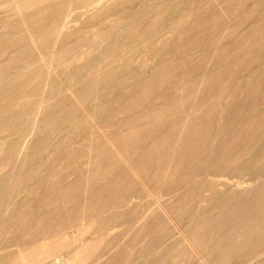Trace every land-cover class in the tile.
Returning a JSON list of instances; mask_svg holds the SVG:
<instances>
[{
    "label": "bare ground",
    "instance_id": "1",
    "mask_svg": "<svg viewBox=\"0 0 264 264\" xmlns=\"http://www.w3.org/2000/svg\"><path fill=\"white\" fill-rule=\"evenodd\" d=\"M49 1L50 0H4L5 4H8L6 7L7 12L2 13L0 11V134L13 132V122L16 121V123L20 124V115L22 114V111L13 109L17 106V103H13V89L15 88L11 87L12 89H10L9 87L1 89L4 84H9L11 86L15 84L20 88H24L25 95L28 97H31L40 89L41 82L45 87L47 85L54 90V92L50 91L46 102V108L43 112H41L43 104L40 103L41 105L40 108L37 109L36 117L29 127V133L23 131L24 135L16 134L14 138L10 136L12 133L10 135L3 134L0 136V152L4 151V158H6V161H8L10 165V170L4 173L6 177H0V213L2 212L0 214V238L3 234L9 236L4 243L0 242V264H13V249L11 248L13 246V237H18L19 242L27 243L32 241V243L38 244L37 246H39V243L45 238H41L42 235H66L68 232H66L65 229H67V227H73L75 224L77 227L79 226V229L82 228L85 225L82 221H84L87 216L91 217L90 210L92 205H90V203L96 201L97 194H100L98 191L94 192V190L91 189L83 191L79 200L73 199L69 204L68 202H64L63 199L70 196L71 193H75L86 181L93 183L101 176L110 174L111 177L107 180V184L118 182V186H127L129 184L131 186L134 180L137 178L138 180L140 179V176L137 177L138 173L141 175L143 181H146L149 185H154L155 189L156 186H161L164 180H173L174 183L170 186L172 188H169L168 194L177 191L178 188H183L180 195H178L177 198L175 196V199L171 203L167 204L168 201H165L166 205L162 203L157 208V211H154L157 204L155 203V205L149 207V209L140 214L136 220H132L133 222L128 220L131 222L129 223L131 228L124 235L122 240L120 239L119 243L124 242L127 236L135 231L137 234L141 235L144 233L147 234L148 231L153 232L157 227L160 228V230L158 229L156 231L158 232L157 235H154L156 241L160 243V247H158V249L156 248L155 251L150 252L148 255H144V257H142L143 261L139 264H176V262L173 261H179L178 259L184 260L187 264H264V181H260L261 183L254 189L252 196L238 195L234 198L233 205H226L227 199L232 197L235 190L240 188L238 185L241 184L236 185V188H232L233 183L238 181L231 183L227 179H224L227 175L234 176L238 171L234 173L233 170L238 168L239 165H241L240 167H245L246 164H252L253 161L250 160H247L245 164V161L241 157L242 154L239 151V146L245 141L246 137L251 143L253 150L264 148V144L257 145L255 139L257 133L264 130V108L253 110V106L256 102L255 96L258 93L257 91L261 88V84L264 83L262 82L264 79V62H261L258 56H251V52L247 51L249 44H253V42V47L255 43H258L257 45L263 44L262 47L264 48V29L261 27L264 24L261 25L260 28H257L259 23L256 29L251 28L248 30L247 28L246 30L248 31L245 37H242L243 39L234 44L231 43L230 45L227 44L224 46H219V43L225 39L227 40L229 37L221 40L219 36L221 33H219L215 39L214 37H211L212 39H204L206 36L205 34H203V37H200L202 34H199L198 37L196 35L198 34L197 30L204 25L201 26V24H199V26L194 23L191 20V13L185 16V18L178 19L171 25L170 32L172 39L168 42L174 46L176 49L175 52L179 55V58L173 60L176 56L173 57L169 65L173 60L174 63L177 62L175 66L177 65V67H179V64L189 65L191 70V62L193 65L192 68L198 66L203 70L205 67H208L206 65L207 62L209 63L208 65L213 62L207 58L210 57L208 54L212 56L214 53L213 59L216 58V52H223V55H225V52H228L232 54L230 55L231 58L233 55L236 56V58L239 57V60L235 59L239 61L238 63H240V65H244V61H246V64L243 66L244 70L239 73V78L240 80H244L242 89L245 87L247 91L244 92L243 95H241V91L239 92V97L243 96L241 97L242 99L240 98V101L235 92L228 94L226 97L229 99L227 105L230 106L233 111L238 110L239 113L242 108L249 107L247 110L253 112L252 118L249 122H239L235 124L233 131L229 135H226L224 128L228 121V116L217 119V110L215 107L216 102L221 100L220 96L222 98L225 96L226 87L230 85L228 83L237 79L236 71L233 67L232 69L230 68L233 63L232 59H230L231 61L228 63L230 67L223 66L224 64H222V66L217 65L216 67V65L213 64L216 67V69L213 70L215 73H208L210 76H208L207 73H201L204 75L203 79H207L202 80V83L204 81L206 85V81H208L207 86L208 83H210L209 87L214 84V88L212 89L213 96L211 95L213 99L211 98V102H209L210 98L208 102L205 101V96L201 95L204 98H201V96L198 97V95L196 97L195 93L199 89L197 84V86L193 85L194 87H191L193 83L192 80V83L189 82L188 87H186L187 83L183 82L184 84L186 83V86H180L177 89H173L174 87L160 89L163 83L162 78L158 79L156 77L158 75H154V73L160 70L158 69L159 66L162 68L161 65L155 63L158 65V67L156 66L158 70H154L153 67H155V65L153 64V67L148 66V70L152 72L149 74V71H146L142 63L138 66H134V60L131 56L133 51L126 52L127 55L124 54L125 57H123L125 59H123L122 65L116 67L112 58L120 57V55L118 50L114 49L115 45H112L110 49L106 48L108 49L105 56V66L107 67L108 65L106 70L101 71L100 64L97 68L87 65V67L83 69L86 77L80 84L75 82L67 83L59 77V69H53V62L58 61V63L63 64L65 62L64 57L68 53L78 55L88 53L87 50L89 49L95 51L96 48L102 44L101 42L103 39L88 43H83L82 40H78L71 42L70 45H66V39L79 34V31H75L72 26L67 25L71 21H76L77 18L70 15L69 7L66 11H63V6L65 4L64 0H54L49 9L47 8L48 10L46 12L45 10L41 11L39 5L47 2L49 3ZM106 1L107 0H79L78 4L82 5L88 2L90 6V8L87 9L88 12L93 10L97 4H102ZM176 1L177 0L169 1L166 3L167 7L175 5V3H177ZM195 1L196 0H186L184 9H186L191 2ZM197 1H201L203 4L208 5L216 0ZM217 1L222 2V0ZM224 1L223 11L221 15L216 18V25H214V27L216 26V29L218 26L219 28H223V26L220 27V25H229L232 23L231 21H233L231 26H227L232 28H230L231 31H229V35L232 36L236 33L238 25L240 26L242 22V20H240L239 24L236 23L237 19L233 17L234 13H236L234 9L236 8L237 10L236 6L240 0ZM73 2L74 0H69L68 4L71 5ZM161 3L162 2H150L144 6H146V8H153L159 6ZM119 4H123V1H119ZM13 8L16 9V14L21 19L13 20ZM26 9L29 11H27V21L24 16ZM93 16L94 14H89L86 21L91 20ZM19 20L21 23H19ZM183 23L185 24L183 25ZM191 24H193L194 29L193 31L190 28L191 33L195 32L196 34H194V36L196 35L197 38L204 39H198L196 41L198 45L196 48H200L197 53L203 57V62L200 63H203L202 65H195L198 61L196 63L194 62L196 58L194 56V59L191 58L192 61H190V58L186 59L189 50L187 48L188 44L183 42V38L178 35L182 32L187 33L186 35L189 37L187 31H190V29L188 30V26ZM213 24L211 25L213 26ZM156 25L154 21L147 23L143 28L144 33H149L152 27L154 28ZM254 25H256V23ZM120 26V28L124 30H128L132 27L134 28L133 31L136 32L139 31V27L141 28L142 23L138 22L135 16H130L129 19L124 21ZM214 27L212 29H215ZM227 29L228 28L225 30ZM223 32L222 34H225V31ZM243 32H241V34H243ZM24 34L28 35V38L21 37ZM225 35L227 36V34ZM191 36L190 39L192 38ZM184 38L186 39V37ZM221 38L223 39L224 37ZM236 38H234L233 41L237 40ZM118 41L115 42L118 43ZM121 42L126 44L127 47L139 46L141 49H146V46L152 44L151 37L143 40L134 38V36L130 38L126 37ZM209 44L211 45L209 46L211 49L209 47V49H206L204 46ZM252 44H250V46ZM256 48H258V46ZM259 48H261V46ZM263 48L260 49V52ZM250 49L249 47V50ZM210 50L213 51L211 52L212 54ZM241 52L243 55L239 56ZM9 53L11 56H7ZM13 53L15 54L14 57ZM154 53H157V51ZM218 53L216 55H220ZM199 54L195 55L200 56ZM155 56L157 57V54ZM201 57H199L200 60H202ZM205 57L208 61L204 64L206 60ZM230 57L228 56V58ZM188 59H190V62H187ZM70 61L71 59L66 62L71 63ZM220 62L221 60L219 63ZM235 62L237 63V61ZM162 63L165 64V62ZM164 64H162V66H168V64ZM181 67L182 69L184 68V66ZM252 68H254V70L251 72L250 69ZM196 70L199 69L196 67ZM196 70L194 69L193 73L196 72ZM72 73L75 74L74 72ZM120 73H124L123 80H119L116 77V75ZM43 74L45 77L40 81ZM201 74L199 76H201ZM259 76L263 79H260ZM178 77H181V81L183 80V76L178 75ZM166 79L168 80V78ZM171 80L173 81V78ZM117 81L122 82L119 83L121 86L119 89L122 90L123 93L111 100V104L109 105L118 103L119 100H122L124 105L118 108V110L117 108H113V111L116 109L117 113L109 116L107 110H105L107 107L94 105L95 101L101 96L98 97L97 93L93 94V91L97 90L96 88L99 86L105 88L108 84H114ZM174 82L172 83L177 87L178 84ZM183 83L181 85H184ZM195 83L200 84V82ZM92 95H94V97L91 99L90 96ZM10 96L12 97L10 98ZM42 99H44L43 90L41 92V100ZM261 104L264 105V99L261 101ZM50 107L54 111L49 112ZM40 114H42L41 118ZM125 114H133L132 119L128 122L125 120L118 121L113 123V125L110 123L113 128L109 132L102 131L100 134L102 136L101 139H108L107 144H102L98 141L93 142L94 133L101 130L99 126L100 119L97 118L96 120L94 117L106 118L109 116L110 118H116L118 115ZM16 116L19 117L17 120L15 119ZM79 116L82 117L81 120L74 123L75 121L73 119ZM84 121L86 123L91 122L86 132L89 139L87 146L80 147L74 145L75 142L66 138L65 134L61 137L62 144L59 145L58 142L54 141L55 139L52 141L53 132L61 135L65 132L67 126L81 127V122ZM38 122L44 126L41 127V125H37ZM35 130L40 134L30 141V136ZM246 130L249 131L245 136L242 133ZM109 136L112 141H110ZM29 144L39 145L41 147L40 150L43 151H51L49 154L51 153L57 161L61 159L62 154L66 150H70L74 156H78L83 153L82 149L86 148L85 152L88 156H86L84 162L86 169L85 175L82 174L84 179L78 178L62 186L59 184V182L63 180L62 173L55 176L54 180L52 179L53 181L50 180L46 182L44 176L36 177V174L32 171L13 183V179H11L13 167L23 166L27 159H29V156L26 155L28 150L30 151ZM63 144L67 147L65 146L62 148ZM94 150H97V155L95 154L96 156L92 158L89 154ZM136 150H140L138 155L132 163L128 164L125 155L135 152ZM30 160L36 166H44L42 162L41 164L34 163L36 158L33 154ZM76 164L74 165L76 166ZM74 165L72 164V168H74ZM123 165L127 167L123 168ZM72 170L69 173H71ZM81 171H83V169ZM150 171H153L151 175L149 174ZM181 171L183 172L182 174H180ZM242 171L243 170H241V172ZM231 172L232 174H230ZM239 177L242 178V176ZM237 179L238 178H236V180ZM29 180H33L31 183L32 192L34 191L38 194L35 200L33 198L32 213L26 214L25 212H21V210L13 213V206H10V201L15 192H18L19 187L25 185ZM83 182L84 184H82ZM136 182L138 181L136 180ZM136 182L134 183L135 185ZM135 185H132V188H134ZM146 185H144L145 188ZM143 189L141 187V190ZM200 192L202 194V200L207 202L210 209L208 210L207 207V210L201 211L198 217L199 220L195 224L184 227L178 220L179 210L183 204L189 203V201L192 202L194 196ZM107 195V198H111L114 194L108 192ZM98 198L100 197L98 196ZM1 201L4 203L2 204ZM56 203H59V205L57 204V206L44 210V207H50ZM213 203H215L214 206ZM108 207L110 208V206ZM102 213H104V211H102ZM30 218H34L35 221L31 222ZM101 221L102 220L97 221L99 225H102ZM94 223L96 224V222L92 224ZM95 224L94 226H96ZM54 225H56V227L53 228ZM119 225L121 224L119 223ZM88 226H86V228ZM1 229H4V231ZM87 229L91 228L88 227ZM87 229L85 231L77 230V232L70 231L71 233L68 234V237L71 238L72 242H79L80 246L75 247L68 255H55V252L67 248V246L70 245L69 239H66V242L61 239L51 247L50 252L53 253V264H70V260L74 261L72 264H78L76 263V259L80 258V260L84 262L83 259H88L91 256V250L89 251L88 246H84L89 242L83 235H86L85 232H88ZM77 236L78 238H76ZM237 236L239 237L238 241L236 239ZM99 238H95L94 240ZM114 240L118 241L119 239L115 238ZM147 242L149 243V241ZM152 242H154V240ZM117 247L118 245L111 247L108 252L98 255L92 262H79V264H102L101 262H103L106 256L117 249ZM131 248L125 247L124 249H119L117 252L118 259L122 262H128L132 260V258L134 259L135 254L138 252ZM80 250H82V254H80ZM42 252L39 254L37 253V255H39L37 257L41 258L44 255V251ZM21 261L23 260L21 259Z\"/></svg>",
    "mask_w": 264,
    "mask_h": 264
},
{
    "label": "rangeland",
    "instance_id": "2",
    "mask_svg": "<svg viewBox=\"0 0 264 264\" xmlns=\"http://www.w3.org/2000/svg\"><path fill=\"white\" fill-rule=\"evenodd\" d=\"M53 1L54 0H50L49 3L47 2V3L40 4L39 9L41 11L45 10V12H46L49 9V7L52 5ZM64 1H65V4L63 6V11H66V9L69 7L70 15L72 17L75 16V18H77L76 21H71L67 25L72 26L73 29H75V31H79V34L77 36L66 39L65 44L70 45L71 42L78 41V40L79 41L82 40L83 43L94 42V41H97L100 39L101 40L103 39V40L101 42L102 44H100V46L98 48H96L95 51L93 49H89V50H87L88 53L78 54V55L68 53L64 57V60H65L64 63H66V64H64V63L61 64V63H58V61H54L53 62V69L54 70L59 69L58 75L62 80H65L67 83H72V82L74 83L75 82V83L80 84L84 80V78L86 77V74H84L85 72L83 69H84V67H87V65L92 66L93 68H97L98 65L100 64L99 66H101V71L106 70V68L108 67V65H107V67L105 66V61H106L105 56H106V51L108 50L106 48L110 49L112 45H115L114 49L115 50L117 49L119 52V55H120V57L112 58L116 67H119L122 65L123 59H125L124 54L127 55L126 52L133 51L131 56L134 60V66H138L142 63L143 66L145 67L146 71L148 72L149 71L148 66L153 67V65H155V67H153V68H154V70H156L158 65H161L162 68H160V66H159L158 69H160V70L157 69L158 72L156 71L154 73V75H158V76H156L158 79L162 78L163 83L161 84L160 89H164L166 87L167 88H170V87L173 88L174 87L173 89H175V88L177 89L180 86L182 87V86H186V85H187L186 87H188L189 82H191V80H192L193 83L191 82L192 83L191 87L193 88L194 87L193 85H195V86L198 85L197 87L199 89L196 91L195 88H197V87L194 88V90L196 91V93H195L196 97H197V95H198V97H200L202 95V96H205V98H206L205 101L208 102L210 100L209 102H211V98H212L211 95L213 96V94H212L213 90L212 89L214 88V86H213L214 84L210 85V87H211V89H210V87H209L210 83H208V86H207L208 81H206V85H205L204 81L202 83V80H207V79H203L204 75H202V74H203V72H204V74L207 73V75H208V73H210V74L215 73L213 70L216 69L217 65L222 66V64H224L223 66L228 67L229 66L228 63H230V61H231L230 59H232L233 63L235 61H237V63L235 62L236 64L235 63L233 64L231 62L232 66L231 67L229 66V67L231 69H232V67L234 68V70L237 73V79L235 81L228 83L230 85H228L229 88H228V86L226 87L227 90L225 92L226 93L225 96L222 95L223 98L220 96L221 100L216 102V107H215L217 110V114H216L217 117L216 118L218 119V118H221L223 116H228V121H227L225 128H224L226 135H229L233 131L235 124H237L239 122H242V123L249 122L250 119L252 118L253 112H251V111L249 112L247 110V109H249V107H244V109L242 108V110H241L242 112L240 111L239 113H238V110L233 111V109L227 105V103L229 102V99H227V97H226L228 94L234 93V92L236 93L237 97H239L240 91L242 92L241 95H243V93L247 91V89L245 87L242 89V85L244 84V80H240V78H239V76H240L239 73H241V71L244 70L243 66L246 64V61H244V65L243 64L240 65V63H238L239 57L236 58V56L233 55L231 58L230 55H232V54H230L228 52H225L224 53L225 55H223V52H221V53L216 52V54L218 53L220 55L215 54L216 58H213V59H215V60H213L212 57H213L214 53L213 54L211 53V52H213L212 50H210V53L212 54V56L210 54H208V56H210L212 60L210 59V57L206 56L210 61H213L212 63L209 61L211 63L210 65H208L209 63L207 62L208 59L205 57L206 58V60H205V58H204V60H205L204 64H205V62H207L206 63V65L208 66L207 68L205 67V69L202 70V69H200V67L196 66L197 69H199L200 71L196 70V67L192 68L193 65L190 61H192L191 58L194 59V57H196L194 62L195 63L197 61L198 62L196 64L195 63L194 64L195 65H202L203 64V63L200 64L201 62H203V59H202L203 57H201V55L199 53H197L200 49L199 47L196 48V46H198L196 44V41L198 39L204 40L206 38L209 39L211 37L212 38L214 37V39H215L216 36L219 33H221V35H219L221 40H224L226 37L227 38L229 37V38L227 40L225 39L224 41L220 42L219 46H224L227 44L230 45L231 43L234 44L236 42H239V40L243 39L245 37L246 32L248 30H250L251 28L256 29V26L259 23L260 24L257 26V28H260V26L264 24L263 23L264 22V11H263L264 10V0H240L238 5L236 6L237 10H236V8L234 9V12L236 11V13H234L233 17H234V19H237L236 23L239 24L240 20H242V22H241L240 26L237 24L238 30H236V33L232 36L229 35L230 34L229 31H231L232 28L230 27L231 28L230 29L227 26H231V24H233V21H231L232 23L229 25H220V27L223 26V28L222 27L219 28V26H218V28H217L218 30L216 29V26L214 27V25H216L215 24L216 18L219 15H221V13L223 11V7L225 4L224 0H222V2H219L216 0L212 4H208V5L207 4L205 5L201 1L196 0L195 2H191L190 5L186 9H184L186 6L185 5L186 0H177L176 1L177 3H175V5H173L171 7H167V5H166V3H168L171 0H122L123 4H121V5L119 4V1H121V0H107L106 2H104L102 4H97L93 10L88 11V12H87V9L90 8L88 2L80 5V4H78L79 0H74V2L71 5H69L68 4L69 0H64ZM150 2H162V3L157 7L146 8V6H144V5H147V3H150ZM76 4L80 5V6H77ZM7 5L8 4H5L4 0H0V8H1L0 11L2 13L7 12V8H6ZM27 11L28 10L26 9L24 12V16H25L26 21H27L26 17H27L28 12H29V11L28 12ZM83 13H85V14H83ZM189 13H191V16H192L191 20L194 23H196L198 25L201 24V26L204 25L203 27H200L197 30L198 34H196L195 32L191 33V29L194 31L193 24L188 26V30L191 28L190 31H187L189 37H187V35H186L187 33L181 32L178 34L181 36V38H183V42L188 44L187 48L189 50L187 49L188 50L187 55L188 56L191 55V56L190 57L187 56L186 59L187 58L191 59V60L190 59L187 60V62H190L191 70L189 68V65L186 66L184 64H179L180 65L179 67H177V65L175 66V63L177 64V62L174 63L173 60L174 59L177 60V58H179V55L176 54V52H175L176 49L174 48V46H172L171 43L168 42L169 40L172 39L171 32H170L171 25L174 22H176L178 19L185 18V16H187ZM81 14H83V15H81ZM89 14H94V16L92 17L91 20L86 21L87 16H89ZM130 16L131 17L135 16L137 21L142 23L141 28L139 27V31H136V32L133 31L134 28H132V27L128 30H124V29L120 28L121 27L120 25L124 21L128 20ZM16 19H21V18H19L18 15L16 14V9L13 8V20H16ZM238 19H239V21H238ZM3 20H8V19H3ZM152 21H154L155 25L156 24L157 25L154 28L152 27V29L150 30L149 33H144L143 28L145 27V25L147 23L152 22ZM207 22H209V23H207ZM261 22H262V24H261ZM19 23H21L20 20H19ZM185 23H183V25ZM255 23H256V25H254ZM211 24H213V26ZM251 24H252V26H251ZM254 26H255V28H254ZM213 27L215 29H212ZM261 27L264 29V25ZM226 28H228L229 30L228 29L225 30ZM247 28H248V30H246ZM202 30L204 33L202 32ZM211 30H213V31H211ZM242 30L245 32H243ZM223 31H225V34H227V36L225 34H222V33H224ZM189 32L192 36L189 34ZM226 32H228V33H226ZM241 32H243V34H241ZM97 33H99V34H97ZM194 34H196L198 37H199V34H202V35H200V37H203V34H205L206 36L204 35L205 36L204 39L203 38L201 39V38H197L196 35L194 36ZM116 36H117V38H116ZM133 36H134V38H137L140 40L151 37L152 44L146 46L147 47L146 49H141L139 46L127 47L126 44H123L121 42L124 40V38H126V37L130 38ZM190 36L192 37L191 39H190ZM193 36L196 38H194ZM21 37L28 38V35L24 34ZM184 37H186V39ZM221 37H224V38L222 39ZM234 38H236L237 40L233 41ZM115 41H118V43ZM263 43H264V39H263ZM104 44H106V45H104ZM250 44H252V43H250ZM250 44H249V47L251 49L249 50V47L247 48L248 49L247 51L251 52L250 55L251 56H258L260 58L261 62H264V48L262 47L263 44L257 45L258 43H255L254 47H253L254 42L251 45L252 47L250 46ZM209 46H211V45L209 44V45H206L204 47L206 49H209V48L211 49V47H209ZM257 46H258V48L261 46V48H263V50L260 52L261 48L258 49V48H256ZM254 48H256V49H254ZM156 51H157V53H154ZM168 51H170V52H168ZM156 54H157L158 58L155 56ZM195 54L196 55L199 54L200 56H196ZM14 55L15 54L13 53V57H14ZM241 55H243L242 52L239 53V56H241ZM7 56H11V54L9 53V54H7ZM175 56H176V58H173ZM228 56L230 58H228ZM199 57H201L202 60H200ZM172 58H173L172 63L169 65ZM217 58H218V60H217ZM235 58L238 60H236ZM70 59H71V61H70L71 63H67L66 61H68ZM234 59H235V61H234ZM220 60L222 63L221 62L219 63ZM225 60H227V61H225ZM162 62H165V64L166 65L168 64V66H165V67L162 66V64H164ZM155 63H158V65H156ZM213 64L216 65V67ZM237 65H240V66H237ZM181 66H184V68L182 69ZM194 69L196 70V72L193 73ZM253 70H254V68L250 69L251 72ZM167 71H169L170 73ZM188 71H189V73H188ZM72 72H74L75 74H73ZM166 72L169 74H167ZM190 72H191V74H190ZM148 73L151 74L152 73L151 70ZM200 74H201V76H199ZM210 74L208 76H210ZM178 75L183 76L182 81L180 80L181 77H178ZM166 76H168V77H166ZM43 77H45L44 74L41 76L40 81H42ZM116 77L119 80H123L124 73H120V74L116 75ZM165 77L168 78V80ZM169 77H170L171 82L169 81ZM172 78H173V81L171 80ZM200 78H202V79H200ZM259 78L261 79L262 77L259 76ZM175 79L179 80L180 83H179V81H176ZM194 81L200 82V84L195 83ZM172 82L178 84L177 87ZM183 82H186L187 84L185 83L186 84L185 85ZM262 82H264V79L262 80ZM119 83H122V82L117 81L114 84L113 83L108 84L107 87H105V88L102 86H99L98 88H96L97 90L93 91V94L97 93L98 97L101 96L100 98L97 99V101H95L94 105L95 106L96 105L101 106V107L104 106L105 108L107 107L105 110H107V113L109 116H111V114H114V113L116 114L118 108L123 107V105H124V102L122 100H119L118 103H114L113 105H109V104H111V102H110L111 100H113L114 98L118 97L121 93H123V91L119 89L121 87ZM182 83L184 85H181ZM171 85H173V86H171ZM13 86H11L9 84L8 85L4 84L1 87V89H5V88H9V87H10V89L15 88V89H13V103L14 104L17 103V106L13 109L18 110V111H22V114L20 115V122L21 123L19 122L20 124H18V123H16V121L13 122V132H5V133L0 134V136H1L3 134H6V135L9 134L10 135L12 133L10 135L11 138L12 137L14 138L16 134H21V135L23 134L24 135V132H26V131H27V133H29V131H30L29 127L32 125L33 119L36 117L37 109L40 108L41 104H43L42 105V111H41V112H43L46 108V102H47V98H48L50 91L54 92L53 88H50L47 85L45 87L43 85V83L41 82L40 89L31 97H28L25 95L24 88H20V87H18V85H15V84H13ZM204 87L206 88V90ZM200 88H204V89H200ZM42 90L44 91V99L41 100ZM198 92H200V93H198ZM210 92H211V94H210ZM257 92L258 93L255 96L256 102L253 106L254 107L253 110H259V109L264 108V105L261 104V101L264 99V83L261 84V88ZM202 96H201V98H204ZM11 97L12 96H10V98ZM90 97L92 99L94 97V95H92ZM95 97H96V95H95ZM241 97H243V96L239 97V101L242 99ZM113 108H117V110L114 109V111H113ZM50 111H54V110H52V108L50 107L49 112ZM41 115L42 114H40V118H41ZM81 116L74 118L73 120L75 122L73 120L72 121L74 123H77V121L81 120V118H82ZM109 116L106 118L94 117L96 120H97V118L100 119L99 126H100L101 130L94 133L93 139H92L93 142L98 141V142H101L102 144H104V143L107 144L108 139H106V140L101 139L102 136L100 134L102 133V131L109 132L113 128V126H111V125H113V123H115V122L123 121V120H125L127 122L130 121L133 117V114L118 115L116 118H110ZM13 118H14V116H13ZM17 118H19V117L16 116L15 119L17 120ZM40 118H39V121H40ZM24 123H26V124H24ZM110 123H112V124L110 125ZM37 125H41V127L44 126L39 122L37 123ZM81 125L83 126V128H82V126L81 127L67 126L65 128V132L61 135L59 133L57 134L56 132H53L52 141L55 139L54 141L58 142L59 145L62 144V141H61L62 138L61 137L64 136V134H65L66 138H68L70 141L72 140L75 142L74 145L80 146V147L87 146L89 139H88L86 132L88 131L87 128L90 127L91 122L86 123L84 121V122H81ZM42 130H43V128H42ZM248 131L249 130H246L242 134L246 136L248 134ZM42 133H43V131H42ZM38 134H40V133L37 130H35V132H33L30 136V141L33 140L36 136L38 137ZM245 136H243V137H245ZM109 139H110V141H112L110 136H109ZM255 139H256L257 145L264 144V130L257 133V135L255 136ZM249 144H250V146H249ZM65 146L66 145L63 144L62 148ZM40 148L41 147L39 145L37 146V145L31 144L30 145V151L28 150V152L26 154L27 156H29V159H27V161L24 163L23 166L13 167V175L11 178V179H13V183L16 182L17 179L25 176V174H28L32 171H34V173L36 174V177L44 176L46 179V182H48L50 180L53 181L55 176L62 173L63 174V178H62L63 180L59 182V184L62 186L65 184H69V182L71 183L73 180L78 179V178L84 179L83 175H85V171H86L84 162H85L86 156H88V155H86V152H85L86 148H83L82 149L83 153L81 155H78V156H76V155L74 156V154L71 153L70 150H66L62 154L61 159L59 161L55 160L54 156L51 155V153L49 154V152H51V151H49V152L47 150L43 151V150H40ZM140 150H136L135 152H132V153L125 155V157L128 160V162H127L128 164L132 163L135 160V158L138 155V152ZM239 151L242 154L241 157L245 161V164H246L247 160H250L253 162L251 165L246 164L245 167H243V166L240 167L241 165H239L238 168L234 169L235 171L233 170L234 173L236 171H238L236 174L233 173L234 176L233 175H227L228 177L230 176L231 178L230 177L228 178L227 176L224 177V179H227L231 183L238 181V182L233 183L232 188H236L237 187L236 185L241 184V185H238V187H240V188L235 190L232 197L227 199L226 205H233L234 204L233 200L238 195H245V196L251 195L252 196L254 189H256L257 185H259L261 183L260 181H264V148H262L260 150H253L251 143L247 140V137H246L245 141L240 144ZM32 154L36 158V161L34 163L41 164V162H42L44 165L43 167L36 166L33 164V162L30 160V157ZM64 154H66V155H64ZM95 154L97 155V150H94L91 154H89V156H92V158H93L94 156H96ZM67 155H69V156H67ZM4 156H5L4 151L0 152V177H6V174H4V173L8 172V170H10V165H9L8 161H6V158H4ZM65 156H66V158H65ZM63 157H64V159H63ZM47 158H49V159H47ZM72 164L73 165L76 164V166L74 165V168H72L73 167ZM35 167H37V168H35ZM126 167H127L126 165H123V168H126ZM82 169H83V171H81ZM238 169L239 170L241 169L244 172L243 171L241 172V170L239 172ZM71 170H72V172L69 173ZM153 171H150L149 174L151 175L153 173ZM182 173L183 172L181 171L180 174H182ZM230 174H232V172ZM139 176H140V179L139 180H138V178L136 179L138 182L135 181L136 182V186H135L136 191L133 192L132 194L126 195L124 198L121 199V206L117 210H120L119 212L121 213L122 217L116 218V219L111 218L112 215L115 214L112 209L106 210V212L104 211V213L94 212L92 214L101 215L104 219L103 218H96V217L93 218V217L87 216V218H85V220L82 221L83 224H85L82 228L79 229V226L77 227L76 224L73 227H67V229H65V231L68 232L66 235H55V236H53V235L48 236L46 234L42 235L41 238L42 237H45V238H44V240L42 239V241L39 243V246H37L38 244L32 243V241H29L27 243L21 242V241L19 242L18 237H15V238L13 237V246L11 247L13 249V264H15V263H19V264H25V263L26 264H53V261H52L53 260V255H52L53 253L50 252L51 247H53L55 245V243L57 241H60L61 239L64 240L65 242H66V239L67 240L69 239L70 245L67 246V248L62 249V250H58L55 252V255L56 254H62L64 256L68 255L69 253H71L74 250L75 247L80 246L79 242H72L71 238L68 237V234H70L71 232H77V230L78 231L79 230L85 231L88 227L91 229H87L88 232L86 231L85 232L86 235L85 234H83V235H84V238L89 240V242L84 246H88L89 251L91 250L90 251L91 256L88 259H83V261L85 263L92 262L93 260H95L97 258L98 255H101L105 252H108L111 247L116 246V245H118L117 249L113 250L112 253L107 255L106 258L103 260V262H101L102 264L103 263L104 264H139V263H141L143 261L142 257H144V255H148L150 252L155 251L156 248L158 249V247H160V243H158L156 241V237H154V235L156 236L158 233L156 231L158 229L160 230V228L157 227L156 230H153V232L148 231L147 234L144 233L141 235L137 234L135 231L131 235L127 236L125 241L122 243H119L120 239L122 240L124 235L130 230L131 226H129V223L136 220L140 216V214H142L147 209H149V207H152L153 205H155V203H157V204H156V207L154 208V211H157V208L162 203H164L165 205H166L167 201H168L167 204L171 203L175 199V196L177 198V196L180 195L183 188H178L177 191H174V192L168 194L169 188H172L170 186L173 185L172 183H174L173 180H170V181L164 180L163 184L161 186H158V187L156 186V189H155L154 185H152V184L149 185V184H147L146 181H143L141 175L138 173L137 177H139ZM239 176H242V178ZM110 177H111L110 175H106L104 177L102 176L100 179V183L107 181L108 178H110ZM236 178H238V179L236 180ZM32 182H33V180L27 181L25 183V185H22L21 187H19L18 192L16 191L15 194L13 195V198L10 201V206H13V213H16L20 210H21V212H23V213L25 212L26 214L32 213L33 198L35 200V198L38 196V194H36L34 191L32 192V189H31L32 188V186H31ZM82 184H84V182ZM85 184H87V185H85ZM85 184L83 186H80L81 189L80 188L77 189L75 193H71L70 196L63 199L64 202H66V203L68 202V204H69L71 202V200H73V199L79 200V198H81V196L83 194V191L91 190L93 188H96L98 185V183L96 181L93 183L90 181L89 182L86 181ZM143 184L144 185L147 184L146 188ZM28 187H29V189H28ZM141 187H142V189L144 187V189L141 190ZM138 188H139L140 192H139ZM147 188H149V189H147ZM146 191L148 194L146 193ZM159 198H161V199H159ZM1 203L3 204L4 202L1 201ZM57 204L59 205V203H56L50 207H44V210L50 209L53 206H57ZM214 205H215V203H213V206ZM206 208L208 210L210 209L207 202L202 200L201 192L199 194H196L194 196L192 202L189 201V203L187 202V203L183 204V206L179 210L178 220H179L180 224L184 227L187 225H190V224H195L199 220L198 217H199V214H201V211L207 210ZM105 217H106V219H105ZM95 219H98V220H95ZM234 219H236V218H234ZM100 220H102L101 221L102 225H99V223L97 222ZM128 220H131V222ZM30 221L34 222L35 219L30 218ZM91 221L96 222V224L94 223L96 226H94V224H92L93 222H91ZM109 221H111V222H109ZM119 223L121 225H119ZM86 226H88V227L86 228ZM54 227H56V225H54L53 228ZM1 230L4 231V229H1ZM118 232H122V233H118ZM112 235H113V237H112ZM109 236H110V238H109ZM118 236H119V238H118ZM8 237L9 236L7 234L1 235L0 242L4 243L8 239ZM76 238H78V236ZM95 238H99V239L94 240ZM113 238L114 239L117 238L119 240L115 241ZM146 239H149V240H146ZM236 239L238 241L239 237L237 236ZM90 240H91V242H90ZM151 240L152 241L154 240V242H152ZM147 241H149V243ZM146 243H148V244H146ZM68 244H66V245H68ZM149 244H153V245H149ZM125 247H127V248L132 247L131 249L138 252L135 254L134 259L132 258V260H129L128 262H122L117 257V252L119 251V249H124ZM42 251H44V255L41 258L37 257V256H39V255H37V253L38 252L41 253ZM82 253H83L82 250H80V254H82ZM31 255H33V256H31ZM28 258H29V261H28ZM141 258H142V260H141ZM21 259L23 261H21ZM178 260L179 261L174 260L173 262H176V264H187V262H185L182 259H178ZM73 262H74L73 260H70V264H72ZM79 262L84 263V262H82V260H80V258L76 259V263L79 264Z\"/></svg>",
    "mask_w": 264,
    "mask_h": 264
},
{
    "label": "crops",
    "instance_id": "3",
    "mask_svg": "<svg viewBox=\"0 0 264 264\" xmlns=\"http://www.w3.org/2000/svg\"><path fill=\"white\" fill-rule=\"evenodd\" d=\"M110 175V174H109ZM104 176H106V175H104ZM103 176V177H104ZM111 176V175H110ZM102 177V176H101ZM101 177L99 178V179H97V183H98V185H97V187H98V189H97V187L96 188H93V190H94V192H96V191H98V193L100 194V195H98L97 194V196H96V198H97V200L96 201H92L91 203H90V205H92L91 206V210H90V214H91V217H96V218H101L102 216L101 215H94V214H92V213H94V212H97V213H101L102 211H106V210H109V209H112L113 210V212L115 213V214H113L112 215V218H120V217H122V216H120L121 215V213L119 212V210H117L118 208H120V206H121V199L122 198H124L126 195H129V194H132L133 192H135L136 190H135V181L136 180H134L133 181V183L131 184V186H130V184L129 185H120V186H118L117 185V183H112V184H107L108 183V181H104V182H101L100 183V179H101ZM108 180H109V178H108ZM109 185V186H108ZM132 185H135L134 186V188H132ZM100 187H101V189H100ZM122 187H124V188H122ZM123 189V190H121V189ZM131 190H130V189ZM110 189V190H109ZM133 189V190H132ZM120 190V191H119ZM122 191V192H121ZM108 192H110V193H112V194H114V195H112V197L111 198H107L106 196H108L107 194H108ZM118 194V195H117ZM120 194V195H119ZM98 196L100 197V198H98ZM116 196H117V198H116ZM104 198H107V199H104ZM103 200H105V201H103ZM107 200V201H106ZM112 200H113V202H112ZM115 200V201H114ZM110 201H111V203H110ZM95 202V203H94ZM102 202V203H101ZM109 203H110V205H109ZM113 203V204H112ZM93 204H95V205H93ZM100 204V205H99ZM99 206V207H98ZM108 206H110V208L108 207ZM105 207V208H104ZM100 210V211H99Z\"/></svg>",
    "mask_w": 264,
    "mask_h": 264
}]
</instances>
